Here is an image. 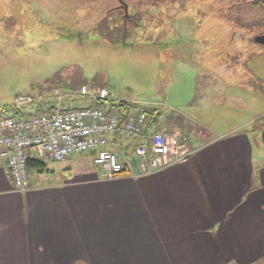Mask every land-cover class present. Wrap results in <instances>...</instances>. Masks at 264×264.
Instances as JSON below:
<instances>
[{
    "label": "rangeland",
    "instance_id": "obj_1",
    "mask_svg": "<svg viewBox=\"0 0 264 264\" xmlns=\"http://www.w3.org/2000/svg\"><path fill=\"white\" fill-rule=\"evenodd\" d=\"M262 35L264 0H0V112L45 113L57 89L62 110L146 111L149 130L177 131L189 150L203 131L240 128L257 178L264 46L253 39ZM83 86L107 100L82 96Z\"/></svg>",
    "mask_w": 264,
    "mask_h": 264
},
{
    "label": "crops",
    "instance_id": "obj_2",
    "mask_svg": "<svg viewBox=\"0 0 264 264\" xmlns=\"http://www.w3.org/2000/svg\"><path fill=\"white\" fill-rule=\"evenodd\" d=\"M51 99L43 114L64 102ZM239 130L203 131L180 162L136 178L107 181L89 155L57 163L31 150L32 189L18 193L0 164V264H264V155L256 178Z\"/></svg>",
    "mask_w": 264,
    "mask_h": 264
},
{
    "label": "built area",
    "instance_id": "obj_3",
    "mask_svg": "<svg viewBox=\"0 0 264 264\" xmlns=\"http://www.w3.org/2000/svg\"><path fill=\"white\" fill-rule=\"evenodd\" d=\"M79 93L94 101L108 98L105 89L92 92L83 86ZM62 95L61 90L53 92L57 102ZM25 100L28 99L21 98L19 102ZM148 122L149 116L143 111L122 117L116 110H62L59 104L46 114L4 116L0 119V164H7L14 191L18 193L32 189L27 165V153L31 150L38 158L57 163L76 155H89L107 181L152 175L180 162L189 149L178 142V136L149 130ZM133 140L137 145L128 156L118 143ZM125 170L126 174H122Z\"/></svg>",
    "mask_w": 264,
    "mask_h": 264
},
{
    "label": "trees",
    "instance_id": "obj_4",
    "mask_svg": "<svg viewBox=\"0 0 264 264\" xmlns=\"http://www.w3.org/2000/svg\"><path fill=\"white\" fill-rule=\"evenodd\" d=\"M106 23V20L104 19L103 20V22H101V25H104ZM253 42H254V39H253ZM255 43V42H254ZM221 68V69H220ZM219 68V70H223L224 71V69H222V66ZM129 107H130V104H128V103H125V102H120V103H118V105L117 106H112V107H110V109H108V110H116V111H118L120 114H121V116L122 117H125L126 115H128L129 114ZM53 109V108H52ZM143 112H146V111H143ZM147 113V112H146ZM148 114V113H147ZM17 115H19V116H21L20 114H18V113H16L14 116H17ZM4 116H6V115H3L1 112H0V119L2 118V117H4ZM148 116H149V114H148ZM18 117V116H17ZM150 124H151V122H150ZM27 165L28 166H30L31 164L29 163V161H27ZM126 170L125 171H123L122 172V174H126Z\"/></svg>",
    "mask_w": 264,
    "mask_h": 264
},
{
    "label": "water",
    "instance_id": "obj_5",
    "mask_svg": "<svg viewBox=\"0 0 264 264\" xmlns=\"http://www.w3.org/2000/svg\"><path fill=\"white\" fill-rule=\"evenodd\" d=\"M254 42L258 45L264 46V35L254 38Z\"/></svg>",
    "mask_w": 264,
    "mask_h": 264
}]
</instances>
